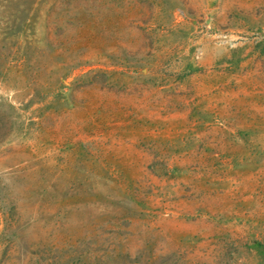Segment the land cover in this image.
<instances>
[{
  "label": "rangeland",
  "instance_id": "1",
  "mask_svg": "<svg viewBox=\"0 0 264 264\" xmlns=\"http://www.w3.org/2000/svg\"><path fill=\"white\" fill-rule=\"evenodd\" d=\"M0 264H264V0H0Z\"/></svg>",
  "mask_w": 264,
  "mask_h": 264
}]
</instances>
